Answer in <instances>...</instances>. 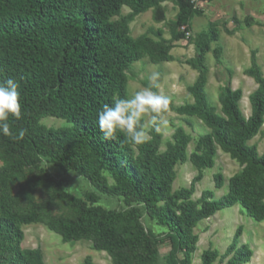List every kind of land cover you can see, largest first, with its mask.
Returning a JSON list of instances; mask_svg holds the SVG:
<instances>
[{
	"label": "trees",
	"instance_id": "1",
	"mask_svg": "<svg viewBox=\"0 0 264 264\" xmlns=\"http://www.w3.org/2000/svg\"><path fill=\"white\" fill-rule=\"evenodd\" d=\"M167 1L178 9L176 26H185L193 11L191 0H0V83L8 78L19 83L22 118L9 123L14 133L26 130L22 140L0 135V264H44L39 250L21 248V228L33 224H42L63 243H91L110 264H159L157 236L142 227L135 207L143 209L169 242L165 264H191L198 242L194 229L222 210L237 206L254 222L264 223V154L248 145L264 125V77L255 53L244 71L256 86L247 97L248 118L239 107L241 92L229 84L218 94L219 113L208 105L207 44L187 62L197 72L187 90L192 103H171L169 112L195 119L208 131L191 156L198 173L188 188L172 191L174 168L185 163L191 141L181 127L174 129L163 152L160 133L153 131L147 143L134 145L119 132L106 140L98 129L97 115L104 105L116 97L128 98L126 72L134 63L145 57L153 64L170 60L166 46L129 36L121 9L134 16L152 10L153 20L160 22L161 5ZM216 39L211 31L210 42ZM45 118L62 120L67 127L45 128L40 125ZM218 150L240 171L227 181L220 199L204 191L193 201L201 171L213 168ZM42 160L76 173L95 193H86L83 201L65 194L62 183H54L40 168ZM27 169L49 194L72 208L71 219L43 216L39 207H17L10 188ZM214 183L220 189L222 177L215 176ZM99 196L120 200L125 209L104 210L97 206ZM240 236L237 228L221 256L203 252L201 264H248L252 253L240 245Z\"/></svg>",
	"mask_w": 264,
	"mask_h": 264
},
{
	"label": "rangeland",
	"instance_id": "2",
	"mask_svg": "<svg viewBox=\"0 0 264 264\" xmlns=\"http://www.w3.org/2000/svg\"><path fill=\"white\" fill-rule=\"evenodd\" d=\"M163 20L155 22L153 11L148 10L140 15H132L126 8H122L120 19L128 28L129 36L136 40L148 38L154 43L168 48V62L153 64L148 58H142L134 63L126 72L127 96L131 97L136 91L149 87V76L158 73L159 88L153 89L171 97L174 107H181L192 103L188 88L196 79L197 72L187 62L194 61L199 48L208 45V52L204 56L206 69L205 95L208 105L219 113L218 94L227 84L235 91L241 92L239 107L244 118L249 116L247 97L256 86L244 75L250 67V55L255 53L256 65L264 77V0H210L193 4V11L185 26H176L178 9L172 1L161 5ZM215 31L217 39L210 42V32ZM216 53V54H215ZM216 55V57H215ZM168 129L160 132L162 143L160 152L171 142L173 131L181 127L191 141L186 150L184 164L174 168L175 180L172 191L188 188L190 182L197 176V167L191 161L195 153L199 138L208 131L195 119L179 117L168 112ZM147 124V120H142ZM40 125L48 129H60L67 124L58 119L45 118ZM255 146L259 155L264 154V125L259 134L248 143ZM211 169L201 171V181L195 185L192 200L200 198L202 192L213 193L214 199H220L227 192V181L238 174L239 166L219 150L213 159ZM3 162L0 160V167ZM40 168L54 183L61 182L65 194L77 200H84L86 193H95L87 180L76 173L63 172L42 160ZM35 172L27 169L20 178H16L11 185L9 195L17 207L29 209L39 207L43 216L52 218L71 219L74 212L60 197L47 192L35 178ZM220 175L223 185L215 188L214 177ZM109 184L111 181L108 179ZM97 206L107 211L124 210L120 200L99 196ZM140 214V223L146 231L157 236V251L159 264H165L170 246L162 234V230L148 220L140 207H135ZM237 228L241 229L240 245H246L252 253L248 264H264V223H256L248 218L239 207L222 210L210 219L201 222L193 231L198 237L196 251L191 264H201L203 252L216 251L223 255ZM24 250H39L44 264H110L109 258L102 252L92 249L89 242L63 243L61 239L46 230L42 224L23 226ZM179 260L182 259L178 255Z\"/></svg>",
	"mask_w": 264,
	"mask_h": 264
},
{
	"label": "clouds",
	"instance_id": "3",
	"mask_svg": "<svg viewBox=\"0 0 264 264\" xmlns=\"http://www.w3.org/2000/svg\"><path fill=\"white\" fill-rule=\"evenodd\" d=\"M158 73L149 76V87L136 91L130 98H114L111 105L105 104L98 112L97 126L103 137L115 139L116 134H125L134 145H143L151 139V132L160 133L167 130L169 121L166 118L170 111V96L153 89H158ZM19 83L8 78L0 83V135L15 140H22L25 129L13 132L9 120L19 121L22 118L21 93ZM147 124H142V120Z\"/></svg>",
	"mask_w": 264,
	"mask_h": 264
},
{
	"label": "built area",
	"instance_id": "4",
	"mask_svg": "<svg viewBox=\"0 0 264 264\" xmlns=\"http://www.w3.org/2000/svg\"><path fill=\"white\" fill-rule=\"evenodd\" d=\"M202 0H191V3L194 5H199Z\"/></svg>",
	"mask_w": 264,
	"mask_h": 264
}]
</instances>
